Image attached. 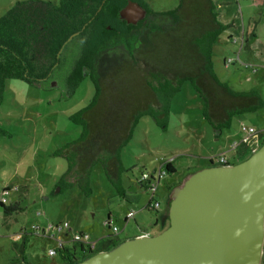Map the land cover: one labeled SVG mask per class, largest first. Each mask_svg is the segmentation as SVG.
Wrapping results in <instances>:
<instances>
[{"label":"trees","instance_id":"trees-1","mask_svg":"<svg viewBox=\"0 0 264 264\" xmlns=\"http://www.w3.org/2000/svg\"><path fill=\"white\" fill-rule=\"evenodd\" d=\"M128 4L144 11L135 23L120 15ZM252 5L264 7V0H253ZM214 10L213 0H178L173 10L159 12L147 9L141 0H26L15 3L3 15L0 104L7 79L29 84L45 81L58 66L59 51L77 37L81 39L64 80V94L74 93L86 76L94 94L86 107L70 116L71 121L81 125L82 132L59 151L67 162V172L58 186L77 185L86 194L91 168L101 162L106 179L125 199L121 179L126 170L120 156L134 124L139 117L150 115L157 126L165 129L169 103L184 82H189L202 99L203 117L215 139L230 127L232 115L264 107L259 93L235 92L216 76L212 52L225 26L219 23ZM3 133L0 129V135ZM259 139L261 146L264 131L259 133ZM250 154L240 142L233 152L235 164ZM209 165L215 166L211 161ZM158 168L169 177L176 172L170 161L162 162ZM136 179L133 185L148 195L144 186L147 182L141 185ZM150 202L149 197L143 209L156 215L152 226L156 231L163 212L150 208ZM0 208L4 216L21 210L17 202L8 206L0 202ZM117 235L118 229L116 234L95 241L91 252L79 244L58 250L60 264H76L113 249L123 242ZM25 243L24 236L10 264H27L23 257Z\"/></svg>","mask_w":264,"mask_h":264},{"label":"rangeland","instance_id":"rangeland-1","mask_svg":"<svg viewBox=\"0 0 264 264\" xmlns=\"http://www.w3.org/2000/svg\"><path fill=\"white\" fill-rule=\"evenodd\" d=\"M21 1L26 0H0V19L15 3ZM45 1L57 3L58 0ZM141 1L147 9L155 12L173 10L178 4V0ZM252 1L234 0L231 8L238 16L236 20L239 24L242 22L246 25L250 22V27L256 24L257 36L251 40V47L256 56L262 55L264 60V9L254 7ZM133 10L137 11V8L129 5L123 11L122 17L131 20L135 15L138 16L133 15ZM214 12L217 13L216 9ZM80 42L81 39L77 37L59 51L58 66L48 74L45 81L29 84L9 78L5 82L0 104V129L5 132L0 135V201L4 199V206L17 202L21 210L4 216L0 208V264H10L18 255L16 251L24 236L26 243L23 257L27 264L61 263L58 255L49 257L47 254L57 244L59 235L55 233V237L51 238L54 231L44 237L32 234V226H57L66 222L71 228L69 235L81 232L92 239L93 234L112 235V227L121 230L123 219L129 211H133L134 219L139 224L147 225L145 228L148 230L157 219L154 213L143 209L149 196L144 191L139 192L135 185H129L127 178L131 180L132 174L127 171L122 174V188L131 199V202H125L119 191L106 179L101 162L95 163L91 168L89 191L86 194L77 185L71 184L63 188L58 186L60 179L67 172V162L59 155V151L77 140L82 132L81 125L71 121L70 116L86 107L94 94L89 76L80 82L74 93L64 94V80L79 50ZM240 62L246 63L242 53ZM234 65L240 66L235 62L230 65V70H224L227 79L233 76ZM245 69L238 71L242 84H245V78H257L249 76L250 69ZM238 77L234 75L229 83L241 91V86L235 83ZM223 83L231 87L227 82ZM203 109V101L191 84L182 83L181 89L173 95L169 103L164 120L165 129L157 126L150 115L137 119L130 139L121 150L123 168L128 166L140 169L141 162L136 158L140 153L145 156V160L141 161H144L148 172H152L159 163L170 161L169 159L174 158L183 147L185 150L189 145L190 137L186 134L188 124H191L190 128L196 126L199 130L207 132L206 144L212 145L213 131L206 120V123L202 120ZM231 118L230 127L223 130L233 134L236 140L246 135L240 131L241 127L253 128L257 132L264 130V108L257 112L236 113ZM181 159L182 157L176 158L174 163L177 172L163 178L155 190L154 198L163 212L161 218L167 216V201L171 191L179 187L186 178L180 179L179 176L186 165ZM227 160L230 164L236 163L234 158L231 160V157H228ZM132 164L136 167L131 166ZM188 165L192 166L193 162ZM137 171L138 169L135 173ZM172 177L175 180L180 179V182L167 184L171 182ZM167 178L171 179L166 180ZM107 217L111 224L110 229L104 227ZM130 221L133 224V220ZM131 228L132 225L127 226L124 233L136 236L138 231Z\"/></svg>","mask_w":264,"mask_h":264},{"label":"water","instance_id":"water-1","mask_svg":"<svg viewBox=\"0 0 264 264\" xmlns=\"http://www.w3.org/2000/svg\"><path fill=\"white\" fill-rule=\"evenodd\" d=\"M129 5L137 8L134 20L122 17ZM120 15L135 23L144 11L128 4ZM168 199L160 233L125 240L76 264H260L264 143L240 163L190 174Z\"/></svg>","mask_w":264,"mask_h":264},{"label":"crops","instance_id":"crops-1","mask_svg":"<svg viewBox=\"0 0 264 264\" xmlns=\"http://www.w3.org/2000/svg\"><path fill=\"white\" fill-rule=\"evenodd\" d=\"M233 1L234 0H213V3L215 5V9L217 12L216 13L217 20L219 21V23L221 25L225 26V30L220 34V36L217 39V43L213 47V52H212L213 69H214L216 76L219 78L220 81H221V78H223L222 82H227V84L230 85L229 82L232 79V77L234 75H237V77H238V75H239L238 71L246 70V69L243 67V65H240V66L234 65L235 68L233 70L234 72L232 73L233 76L229 77L227 79L226 73L224 70L225 69L230 70V65H226L224 63V61L226 58H234L236 56L240 60V54L242 53L244 62L250 63L247 65L250 68H253L254 70H256V72L254 74H251V71H250L249 76H257V78L255 77L252 80L245 78V82H244L245 84H242L239 81V77H238L237 80H235V83L241 86V88L243 89L241 91H243V92H249V91L257 92V93H259L261 98H263V100H264V96H262V90H264V60L262 58V55H260V57H257L256 53L253 51V49L251 47L252 46L251 40L253 38H256V36H257L256 35L257 26H256V24H254L253 27L252 26L250 27V25H251L250 22H248L246 25H244L242 22L240 24L237 22L236 18L238 16L235 13H233L232 8H231V3ZM257 8H263L264 9V7H257ZM233 16H234V18H233ZM230 18H231V20H230ZM243 49H244V51H243ZM242 64H244V63H242ZM219 76H221V78ZM230 86H231L230 87L231 90H233L235 92H241L240 90L235 89L234 86H232V85H230ZM202 120L204 121V123H206L204 117L202 118ZM190 125L188 124L187 130H186V134L190 137L189 145H188L187 149L184 150V147H183V149L181 151H179V153H177L173 156L174 158L169 159L170 162H172V166L174 167L175 171H176V166L174 163L176 161V158L178 159V157H182L181 160L185 161L186 165L183 168L182 173H180V175H179L180 179L187 177L196 171L208 168L210 166L209 162L213 158H215L216 156H224V158L226 160L228 157H231V160H233L234 149L240 143L243 136L240 137L239 140H236L235 136L233 134H230L228 132H224V130H223V131H221V133L219 134L217 139L213 138V142H212L213 144L210 146L209 145L207 146V144H206L207 132H205L203 129L199 130L196 126H195V128H190ZM263 131H259V132H263ZM212 137H214V135H212ZM214 152H216V153H214ZM136 158L138 159V162H141V163H139L140 169L139 168H129L128 166H124V168L127 172L130 169L134 170L131 172L132 179L130 180V178H127V181L129 183V185H131V186L133 185V180L138 178L139 174L141 172L147 171L146 168L144 167L145 166L144 161H141V159L145 160L144 154L140 153L139 155L136 156ZM163 160H165V159H163ZM189 162H193V165L190 167L188 165ZM161 163H159L158 167L160 166ZM133 164L131 166L136 167V165H133ZM158 167L153 168L151 171L152 172L155 171ZM137 169H138V171H137V173H135ZM172 178L173 179H171V178L166 179V180L171 179V182H167V184L171 183L169 185H172V184H175V183L177 184L178 182H180L179 181L180 179L175 180L174 177H172ZM164 184H166V181ZM138 191L141 192L139 189H138ZM124 200H125V202H131V199L126 194H125ZM134 218H135V215L131 219V220H133V224H131V221L125 220V217H124L123 228L121 230H119L117 228L118 229V235L116 237L118 239L125 241V240H129V239H133L137 236H141V235H145V234L149 235L152 233V231H154V227H151L150 228L151 231H150V230L145 228V226H147V225L139 224ZM129 225H132L131 229H135L138 231V233H136L137 234L136 236H130L128 233H124L126 227ZM36 226H38L40 229H42L44 227V226L41 227L39 225H36ZM68 227H69V230L63 235V237L66 236V239H67V236L71 230L69 224H68ZM142 227L144 229H142ZM106 235H104V234H100V235L93 234L92 240L97 241ZM260 264H264V239H263V251H262Z\"/></svg>","mask_w":264,"mask_h":264},{"label":"built area","instance_id":"built-area-1","mask_svg":"<svg viewBox=\"0 0 264 264\" xmlns=\"http://www.w3.org/2000/svg\"><path fill=\"white\" fill-rule=\"evenodd\" d=\"M244 1H249V0H244ZM235 62H237L239 65H243L244 68L250 69L251 74H254L256 72V70H254L253 68H250L247 64H242L237 56L234 58H227L224 61L226 65H231ZM240 131L246 133V135L243 136L240 142L244 143L248 147L251 153L256 151L259 147L258 145L260 144L259 142L260 132H256L253 128H244V127H241ZM211 161L213 164H215V166L230 165V163L228 162V160L224 158V156H216ZM165 176L166 175H165L164 170H162L161 168H157L153 172H147V171L142 172L139 175V177L136 179L138 183L141 185H144V183L147 182L146 185L144 186L147 187L146 191L151 201L149 203V207L152 208L153 210L160 211L159 203L155 200L154 194H155V190L157 186L161 183V181L163 180V178H165ZM0 202L4 203V199H2ZM133 216H134V212L129 211L126 213L125 220L127 221L131 220ZM160 222L162 221L160 220ZM104 225H107L108 228L110 229V226H111L110 221L109 222L105 221ZM68 230H69V227L66 222H62L61 224L57 226L47 224L42 229H40L38 226L31 227L32 234H36L39 236L41 235L44 237V236H49L50 233L54 231L53 234H51L50 236L51 238L55 237V233L59 235L57 237V244L47 252L49 257L58 255V250L60 251L66 247H70L72 244L82 245L84 250L88 252H91L95 249V241L91 240L86 234L77 232V233H74L72 236L68 234L67 239H66V236L63 237V235ZM111 230L113 234L117 233L116 227H112Z\"/></svg>","mask_w":264,"mask_h":264},{"label":"flooded vegetation","instance_id":"flooded-vegetation-1","mask_svg":"<svg viewBox=\"0 0 264 264\" xmlns=\"http://www.w3.org/2000/svg\"><path fill=\"white\" fill-rule=\"evenodd\" d=\"M131 20H134L133 17ZM166 225H167V219H165L163 222L159 221V223L156 226L157 227L156 231H152V233L149 235H155L159 230L164 229Z\"/></svg>","mask_w":264,"mask_h":264}]
</instances>
